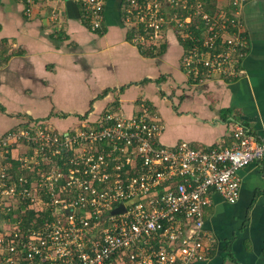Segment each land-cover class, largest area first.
<instances>
[{"label":"built area","instance_id":"obj_1","mask_svg":"<svg viewBox=\"0 0 264 264\" xmlns=\"http://www.w3.org/2000/svg\"><path fill=\"white\" fill-rule=\"evenodd\" d=\"M74 1L83 6L92 30H100L108 0ZM248 1L231 0L228 11L211 14L206 0H123L122 16L130 42L140 50L155 51L166 28L177 30L190 43L185 72L199 85L243 74L249 44L242 10ZM163 130L143 106L132 117L110 109L65 132L28 121L4 133L0 209L7 219L0 231V264L204 260L210 253L204 229L210 193L235 204L239 171L264 161V144L236 124L230 147L169 148L159 141ZM30 213L32 220L25 222Z\"/></svg>","mask_w":264,"mask_h":264},{"label":"crops","instance_id":"obj_2","mask_svg":"<svg viewBox=\"0 0 264 264\" xmlns=\"http://www.w3.org/2000/svg\"><path fill=\"white\" fill-rule=\"evenodd\" d=\"M122 2L108 0L102 28L93 31L80 2L0 0V137L28 121L65 132L110 109L132 117L144 106L163 124L165 147H230L236 124L264 144V0H249L242 10L249 44L243 74L199 85L185 72L188 47L174 28H166L154 57L132 45ZM230 2L211 5L228 11ZM239 175L235 204L210 193V253L193 264H264V161Z\"/></svg>","mask_w":264,"mask_h":264},{"label":"trees","instance_id":"obj_3","mask_svg":"<svg viewBox=\"0 0 264 264\" xmlns=\"http://www.w3.org/2000/svg\"><path fill=\"white\" fill-rule=\"evenodd\" d=\"M214 1H215V0H206V2H207L209 5L213 4ZM215 7H216L215 5H211V8L209 9L208 12H210L211 14H214V12L217 11L216 9H214ZM195 33H197V32H195ZM189 45H190V43H186V42H185V47H186V48L189 47ZM143 52H147V53H143L145 56H151V57H154V55H155V54L153 55V53H150V52H152V51H146V50H144ZM33 216H34L33 213H30V214L28 215V217L25 218V222L31 221L32 218H33ZM1 218H3L5 221H6V219H7V217H6L5 214L0 215V220H1ZM3 219H2V220H3ZM38 221H40V220L38 219ZM0 231H2V230H1V226H0Z\"/></svg>","mask_w":264,"mask_h":264},{"label":"rangeland","instance_id":"obj_4","mask_svg":"<svg viewBox=\"0 0 264 264\" xmlns=\"http://www.w3.org/2000/svg\"><path fill=\"white\" fill-rule=\"evenodd\" d=\"M3 157L0 155V159H2ZM6 163L4 162V165ZM4 213L2 212V210L0 209V215H3ZM3 218H1L0 220V226L2 227L4 225V223L6 222L4 219L2 220Z\"/></svg>","mask_w":264,"mask_h":264},{"label":"water","instance_id":"obj_5","mask_svg":"<svg viewBox=\"0 0 264 264\" xmlns=\"http://www.w3.org/2000/svg\"><path fill=\"white\" fill-rule=\"evenodd\" d=\"M122 209H118L116 211H114L115 214H118Z\"/></svg>","mask_w":264,"mask_h":264}]
</instances>
